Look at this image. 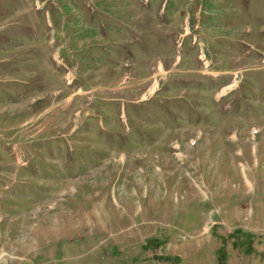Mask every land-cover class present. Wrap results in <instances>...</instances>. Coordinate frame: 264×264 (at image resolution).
I'll return each mask as SVG.
<instances>
[{
    "label": "rangeland",
    "instance_id": "374dc122",
    "mask_svg": "<svg viewBox=\"0 0 264 264\" xmlns=\"http://www.w3.org/2000/svg\"><path fill=\"white\" fill-rule=\"evenodd\" d=\"M0 264H264V0H0Z\"/></svg>",
    "mask_w": 264,
    "mask_h": 264
}]
</instances>
